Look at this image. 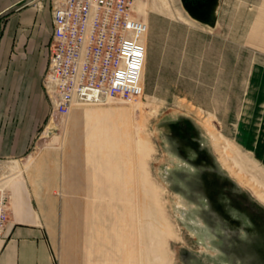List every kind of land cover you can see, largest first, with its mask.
<instances>
[{
    "label": "rangeland",
    "instance_id": "1",
    "mask_svg": "<svg viewBox=\"0 0 264 264\" xmlns=\"http://www.w3.org/2000/svg\"><path fill=\"white\" fill-rule=\"evenodd\" d=\"M47 1L51 5L30 3L39 7L44 24ZM134 8L148 24L141 96L76 103L54 123L43 102L40 112L46 115L32 147L18 160L0 162L19 164L18 172L3 166V184L37 166L36 172L56 179L55 254L70 264L83 257L84 264L98 263L87 258L91 242L94 251L104 248L105 264L120 245L121 257L125 246L136 247V228L141 264L150 214L163 256L158 264H264V162L237 131L240 113L250 104V79L264 65V0H220L213 27L194 19L181 0H134ZM74 107H132L130 129H98L110 116L77 114ZM210 115L248 160L244 168L213 146L201 125ZM114 192L120 193L113 197L117 207L103 214L102 198ZM95 238L104 243L97 245Z\"/></svg>",
    "mask_w": 264,
    "mask_h": 264
},
{
    "label": "crops",
    "instance_id": "2",
    "mask_svg": "<svg viewBox=\"0 0 264 264\" xmlns=\"http://www.w3.org/2000/svg\"><path fill=\"white\" fill-rule=\"evenodd\" d=\"M23 1L0 0V13ZM32 1L0 14V162L18 160L28 148L32 147L36 128L46 115V112H40L42 103L48 104L41 79L47 65L53 26L51 5L46 2L50 17L44 24L39 7L30 4ZM250 85L245 98L250 104L240 113L241 120L237 131L240 142L247 148L253 149L257 158L264 162V65L255 68ZM34 98L36 112L31 111L32 107H35L32 102ZM131 110L132 107L107 110L74 107L73 112L78 111L77 114H87L97 118L110 116L111 120L99 125L98 129L117 132L118 129L123 131L130 129V117L133 115L130 113ZM257 122H259L258 130ZM29 158L27 162H30ZM3 166L0 163L2 183L6 181L4 178L7 175L2 176ZM38 169L39 166L9 180L7 188L10 193V204L8 220L1 240L0 264H70L68 259L60 260L55 254L58 230L56 179L52 176L45 178L46 176L35 171ZM89 194L88 191L84 192V195ZM117 194L120 195L117 192L109 194L110 201L106 197L102 198L99 208L103 214L105 210L110 211V208L113 210L117 207V203L113 202V197ZM92 195L97 198L100 195L104 196L96 193ZM117 212L114 210L113 215ZM113 224L114 230L119 227L118 222L114 221ZM137 238L136 228V247L132 248L131 244V249H128V246H125L126 252L120 257L118 255L120 247L122 248L120 245L122 240L119 235L118 254L114 251L112 256L109 254L108 264H139ZM95 239L97 245L104 243L100 242L99 238ZM128 239L124 240V245ZM92 243L94 242H91V247ZM91 247L88 249L90 251L86 252L87 258L93 260L95 257L97 264H105L104 248L99 247L94 251ZM83 261L84 257L75 264H84Z\"/></svg>",
    "mask_w": 264,
    "mask_h": 264
},
{
    "label": "built area",
    "instance_id": "3",
    "mask_svg": "<svg viewBox=\"0 0 264 264\" xmlns=\"http://www.w3.org/2000/svg\"><path fill=\"white\" fill-rule=\"evenodd\" d=\"M52 33L41 84L54 123L76 103L133 100L143 93L146 21L134 0H51ZM10 193L0 181V246Z\"/></svg>",
    "mask_w": 264,
    "mask_h": 264
},
{
    "label": "bare ground",
    "instance_id": "4",
    "mask_svg": "<svg viewBox=\"0 0 264 264\" xmlns=\"http://www.w3.org/2000/svg\"><path fill=\"white\" fill-rule=\"evenodd\" d=\"M80 109V108H79ZM78 113V111H77ZM213 119L214 117L210 115V117H208L207 119H205L203 122H201L202 127L206 130L208 136L210 137V139L213 141V146L215 147L216 150H218V152H221L223 155H230L232 158H234L235 162L238 163L240 165V167L244 168L245 164L247 163V159L244 158L238 148L236 147V145L234 143L231 142V140H229L228 138H226L225 136H223L215 127L213 124ZM141 144H144V141H141ZM141 150V149H140ZM31 158H29L30 160ZM224 159H222V161L224 162ZM7 168H10V171L13 172L14 169L17 170L19 169V164L18 161H14L12 162L10 165H5ZM16 172V171H15ZM148 192H151L150 189H148ZM150 195V194H149ZM152 217V214L149 215L148 218L145 219V224H146V234L148 235L145 241L142 242V247L139 249V252H141L140 254V263L141 264H158L160 260L163 259V256L160 254L159 251V246L160 243H158L159 241H156L155 238L152 237V231H153V220L150 221ZM155 217V215H154ZM157 218V217H155ZM155 221V220H154ZM157 221V220H156ZM155 221V222H156ZM145 234V237H146ZM158 246L157 247H155ZM142 258L144 260H142Z\"/></svg>",
    "mask_w": 264,
    "mask_h": 264
},
{
    "label": "flooded vegetation",
    "instance_id": "5",
    "mask_svg": "<svg viewBox=\"0 0 264 264\" xmlns=\"http://www.w3.org/2000/svg\"><path fill=\"white\" fill-rule=\"evenodd\" d=\"M219 1L220 0H218V3L216 5V14H217ZM215 2L216 0H181L183 6L185 4L190 10V12L197 18L194 19H196L197 21H199L198 19L203 20L204 22H201L203 24H206V21L209 19L211 15L212 6ZM181 124H183V122H181Z\"/></svg>",
    "mask_w": 264,
    "mask_h": 264
},
{
    "label": "water",
    "instance_id": "6",
    "mask_svg": "<svg viewBox=\"0 0 264 264\" xmlns=\"http://www.w3.org/2000/svg\"><path fill=\"white\" fill-rule=\"evenodd\" d=\"M29 1H30V0H24V1L21 2L20 4H17V5H15V6H12V7L8 8V9L2 11L0 14L2 15V14H5V13H7V12L13 10V9H17V8L21 7L22 5L28 3ZM217 3H218V0H216V2L213 4L212 9H211V15H210L209 19L206 21V24L209 25V26H211V27L215 26V24H216V20H217V19H216V17H217V14H216V5H217ZM184 7L186 8V10L188 11V13H189L193 18H196V17L190 12V10L188 9V7H187L185 4H184ZM196 19H197V18H196ZM198 20H199L200 22H204V21L201 20V19H198Z\"/></svg>",
    "mask_w": 264,
    "mask_h": 264
}]
</instances>
